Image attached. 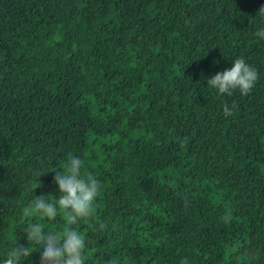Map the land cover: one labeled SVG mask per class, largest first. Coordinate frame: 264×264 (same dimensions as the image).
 <instances>
[{
    "label": "trees",
    "instance_id": "trees-1",
    "mask_svg": "<svg viewBox=\"0 0 264 264\" xmlns=\"http://www.w3.org/2000/svg\"><path fill=\"white\" fill-rule=\"evenodd\" d=\"M261 6L0 0V260L28 246L23 208L59 197L71 153L101 184L95 217L73 226L86 264H264ZM238 57L258 72L251 91L209 87Z\"/></svg>",
    "mask_w": 264,
    "mask_h": 264
},
{
    "label": "clouds",
    "instance_id": "clouds-1",
    "mask_svg": "<svg viewBox=\"0 0 264 264\" xmlns=\"http://www.w3.org/2000/svg\"><path fill=\"white\" fill-rule=\"evenodd\" d=\"M258 14L264 16V6L259 8ZM255 35L264 39V28H258ZM257 79V70L244 58L238 57L232 61L230 68L209 78L208 86L217 89L221 95L231 96L237 89L242 95H247ZM235 108L236 105L229 107L225 104L224 115H234ZM84 167V161L80 157L69 153L64 171L53 170L56 172L53 179L58 185L59 197L53 199L49 198L50 195H36L23 208L22 215L29 221L24 229L28 246L15 243L14 247L0 260V264H21L22 260L30 257L34 250L39 249H43L40 264H86L85 252L90 242L73 226L80 221H91L95 217V201L100 195L101 184L90 172L82 173ZM58 215L65 222L62 231L46 230L44 223L32 222L34 217L41 220L44 218L55 220ZM93 227L94 230L103 231L106 225L99 223ZM105 264H121V262L119 258L112 257ZM181 264H187V259L182 260Z\"/></svg>",
    "mask_w": 264,
    "mask_h": 264
}]
</instances>
